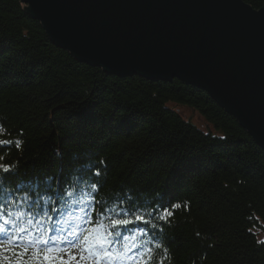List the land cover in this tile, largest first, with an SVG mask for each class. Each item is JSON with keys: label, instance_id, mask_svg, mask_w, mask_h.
<instances>
[{"label": "trees", "instance_id": "16d2710c", "mask_svg": "<svg viewBox=\"0 0 264 264\" xmlns=\"http://www.w3.org/2000/svg\"><path fill=\"white\" fill-rule=\"evenodd\" d=\"M0 141L9 234L47 239L88 216L140 215L147 223L115 229L112 252L128 264H264V151L237 120L178 79L79 62L20 0H0Z\"/></svg>", "mask_w": 264, "mask_h": 264}, {"label": "water", "instance_id": "95a60500", "mask_svg": "<svg viewBox=\"0 0 264 264\" xmlns=\"http://www.w3.org/2000/svg\"><path fill=\"white\" fill-rule=\"evenodd\" d=\"M79 62L205 91L264 151V7L243 0H20Z\"/></svg>", "mask_w": 264, "mask_h": 264}, {"label": "snow or ice", "instance_id": "6c2138e0", "mask_svg": "<svg viewBox=\"0 0 264 264\" xmlns=\"http://www.w3.org/2000/svg\"><path fill=\"white\" fill-rule=\"evenodd\" d=\"M6 143L8 141H0V144ZM16 146L19 147V144L17 143ZM0 170L7 173L10 171V166L0 164ZM171 207L179 208L181 205ZM164 212L165 215L161 216V219H167L173 215L169 209H165ZM16 215L20 217L22 213L18 212ZM4 217L5 213L0 211V221H2L0 222V236L3 237L0 239V264H73V262L75 264H103L104 259L111 261L114 258L112 247L118 239L115 229L134 222L147 223L140 215H135L134 220L109 217L107 219L110 223H105V218L101 214V217L95 220L92 216L83 219L82 226H77L76 229L68 232L69 238L58 236L45 239L44 236H40L36 239H27L18 235L26 231L24 228H17L16 234H9L5 226L14 221H9ZM127 239L125 237V240ZM57 241L65 247L62 248ZM124 247L126 250H131L127 244ZM74 248H79L81 253L79 258L70 251ZM137 264H149V262L141 258ZM160 264L163 262L161 261Z\"/></svg>", "mask_w": 264, "mask_h": 264}, {"label": "rangeland", "instance_id": "374dc122", "mask_svg": "<svg viewBox=\"0 0 264 264\" xmlns=\"http://www.w3.org/2000/svg\"><path fill=\"white\" fill-rule=\"evenodd\" d=\"M173 106V105H172ZM177 109L178 114L182 115L185 119L189 120L190 122H192L195 126H197L199 129H203L206 130L207 126L205 125L204 120L199 116V114L193 112L191 109H186L184 107L178 106L175 107ZM65 237V236H64ZM65 238H69V237H65ZM58 244H60V241H57ZM60 246L65 247V245L60 244ZM85 255H87V253H84ZM119 262L113 261V259L111 261L104 259L103 260V264H118Z\"/></svg>", "mask_w": 264, "mask_h": 264}]
</instances>
